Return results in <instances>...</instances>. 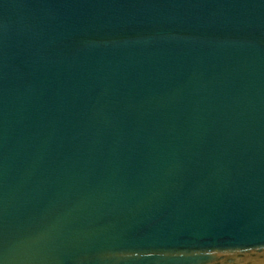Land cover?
<instances>
[{
    "label": "water",
    "instance_id": "water-1",
    "mask_svg": "<svg viewBox=\"0 0 264 264\" xmlns=\"http://www.w3.org/2000/svg\"><path fill=\"white\" fill-rule=\"evenodd\" d=\"M0 264H264V0H0Z\"/></svg>",
    "mask_w": 264,
    "mask_h": 264
}]
</instances>
